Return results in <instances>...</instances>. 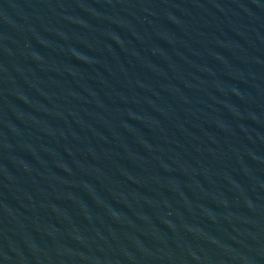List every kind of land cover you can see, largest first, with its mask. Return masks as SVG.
I'll return each mask as SVG.
<instances>
[{
    "label": "water",
    "instance_id": "95a60500",
    "mask_svg": "<svg viewBox=\"0 0 264 264\" xmlns=\"http://www.w3.org/2000/svg\"><path fill=\"white\" fill-rule=\"evenodd\" d=\"M0 264H264V0H0Z\"/></svg>",
    "mask_w": 264,
    "mask_h": 264
}]
</instances>
